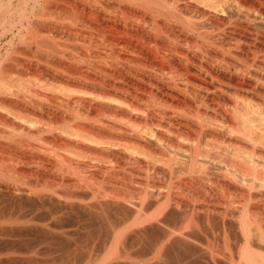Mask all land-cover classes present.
Here are the masks:
<instances>
[{
    "label": "bare ground",
    "instance_id": "bare-ground-1",
    "mask_svg": "<svg viewBox=\"0 0 264 264\" xmlns=\"http://www.w3.org/2000/svg\"><path fill=\"white\" fill-rule=\"evenodd\" d=\"M0 153L8 264L88 218L79 264H128L136 240L155 254L129 264H264V0H0ZM116 169L168 186L103 183ZM205 225L239 259L206 253Z\"/></svg>",
    "mask_w": 264,
    "mask_h": 264
},
{
    "label": "rangeland",
    "instance_id": "rangeland-1",
    "mask_svg": "<svg viewBox=\"0 0 264 264\" xmlns=\"http://www.w3.org/2000/svg\"><path fill=\"white\" fill-rule=\"evenodd\" d=\"M36 138V139H35ZM34 139H33V141L34 142H32L31 141V139H30V142H32V143H37L36 145H40V143H41V145H42V143H43V145H44V142L43 141H41V137H35ZM49 144H45L44 146H48ZM49 146H51V145H49ZM29 148V147H28ZM26 148H24L23 150L24 151H26L25 150ZM30 149V150H29ZM27 151H28V153H30V151L32 152H34L35 150H32L31 149V147L29 148ZM2 153V152H1ZM0 153V154H1ZM5 153H7V152H5ZM5 153H3V155L6 157V161L4 162V163H6V162H9L8 161V156H9V153H8V156H7V154H5ZM85 160H87V161H90L91 163H98V161L94 158V157H90V156H88V157H86L85 158ZM117 171H119L120 172V174H118V172ZM124 171V172H123ZM148 172L146 173V170L145 171H142L141 172V175H139V174H136V175H133L134 176V178L132 177V179L129 181V180H126V178H124V175L126 176L127 175V171H125V170H123L122 169V172H121V169L119 170V169H116V171L115 172H113V175H115L116 177H114V178H110V179H106L105 181L103 180V183H115V184H118L119 185V183H121L120 184V186L122 185V183H123V181H124V183L125 184H127V186H133L134 187V191L138 188H141V187H144V185L148 182L149 183V186H150V188H149V190H152V186L153 187H155V186H157V187H161V188H164V190H166V188H167V186H168V182H169V179H168V177L167 176H165V175H163V174H158V173H156V171H154V170H151V171H149V170H147ZM143 172H145L146 174H144ZM122 173H124V174H122ZM137 175H139V176H137ZM125 181H127V182H125ZM134 181V182H133ZM145 183H144V182ZM162 181V182H161ZM168 181V182H167ZM132 182V183H131ZM140 182V183H139ZM160 184H159V183ZM130 183V184H129ZM141 183H143V184H141ZM155 183V184H154ZM158 183V184H157ZM167 183V184H166ZM125 184L124 185H122L121 187H123V186H125ZM140 185V187H138ZM143 185V186H142ZM148 184H146V186H147ZM1 186V185H0ZM1 188H2V186H1ZM134 191H132V192H130V193H128L127 195H132V196H134V197H136L137 196V194H136V192H134ZM180 192H182L183 190H179ZM183 192H185V191H183ZM241 192H237V193H230V194H232V195H230V194H227L228 196L227 197H229V198H233V199H231V200H235V203L236 204H240V201H241V203H242V198H241V194H240ZM238 194V195H237ZM126 195V196H127ZM125 196V197H126ZM232 196V197H231ZM127 197H129V196H127ZM124 198V197H123ZM238 200V201H237ZM238 202V203H237ZM110 215H114L115 213H114V211H107ZM78 227V226H77ZM87 230H91V232H92V235H90V237L88 236V234H86L85 232L87 231ZM78 231H82V233H84V234H81V235H78V236H75V237H77V238H75L76 240H74V239H72V241L70 240V242L69 241H64V243H66V244H57L56 245V242L55 243H53L54 241H51V242H49V241H47L46 243L45 242H41V243H39L38 244V241H37V243H36V245L38 244V249H40V250H43V248H44V255H42V254H39L40 256H39V263H37V264H51L52 262H50V261H52V260H55V262L53 261V263L54 264H65L66 263V261H68V259H75L76 260V258H77V261L76 262H78V264L79 263H81V262H83V261H85L86 259H85V254H86V252L88 253L89 251H91V249H92V247H98V245L100 244V242H101V240H102V235H101V231H100V228H99V224L98 223H95V222H93L92 220H90L89 218L88 219H82L80 222H79V227H78ZM219 232H220V227L219 226H216V225H210V226H208V225H205V226H203V230H202V234H201V244H202V247H203V249L206 251V253H210L211 255H213L214 257H217L218 259H223V257H228V256H230V253L232 252L233 254H234V257H237V259H239L238 258V256H239V254H240V248H241V245L244 243V242H242V239L241 238H232V241H230L229 243H227V242H225L224 241V238H223V236H220V235H216V234H219ZM214 234L216 235V236H214ZM100 236V237H99ZM132 239H133V236L130 238L129 237V239H128V242L130 243L131 241H132ZM256 241L254 242V244L255 245H257L256 247H259L260 246V244H261V246L263 247L264 246V243L262 242V239L261 238H256L255 239ZM3 241V240H2ZM1 240H0V244H1V248L0 249H2L4 246H5V243H6V241H4V244H2L3 242H2ZM136 241H138V242H136L137 244L135 245V248L134 249H131V250H129L128 252V254L126 255V256H124V260H123V263H125V262H127L128 264L129 263H131V261H132V263L134 262V261H136V263H137V261L138 262H140L141 260H143V262L145 261L146 262V259L148 260V259H152L153 257H151V256H154V254L155 253H153L152 255H148V257L149 258H147V257H145L144 259H141L140 257H139V253H140V249H142L141 247H143L142 246V244H140V243H142V242H140L139 240H136ZM34 242H33V244H34ZM32 243V242H31ZM128 243V244H129ZM139 243V244H138ZM54 246H53V245ZM94 246H93V245ZM3 245V246H2ZM64 245V246H63ZM41 246H43V247H41ZM69 246V247H68ZM76 246V247H75ZM79 246V247H78ZM90 246V247H89ZM162 246V244H160V246L159 247H161ZM41 247V248H40ZM45 247H47L46 249H45ZM52 247V248H51ZM54 247V248H53ZM94 247V248H95ZM166 247V246H165ZM262 247H259V250H261L260 248H262ZM52 250H51V249ZM56 248V249H55ZM239 248V249H238ZM4 249V248H3ZM48 249V250H47ZM50 249V250H49ZM55 249V250H54ZM59 249H61V250H59ZM66 249V250H65ZM157 249V248H156ZM166 249H167V247L164 249V251H166ZM176 249V248H175ZM169 249L170 251H171V253L173 254V256H174V254H179L180 252L176 249ZM47 250V251H46ZM158 251V250H157ZM169 251V252H170ZM175 251V252H174ZM47 254H46V253ZM177 252V253H176ZM230 252V253H229ZM239 252V253H238ZM236 253V254H235ZM46 254V255H45ZM72 254V255H71ZM84 254V255H83ZM82 255V256H81ZM226 255V256H225ZM223 256V257H222ZM0 257H1V255H0ZM5 255H2V258H0V264H8V262H7V260H5ZM41 257V258H40ZM43 257V258H42ZM69 257V258H68ZM75 257V258H74ZM83 257V258H82ZM14 258H17V256L16 257H14ZM51 258V259H50ZM173 258V257H172ZM171 257L170 258H166L165 257V259H163V260H161V261H163L162 262V264H174V263H177V262H174L173 261V259H172ZM17 259H19V257L17 258ZM21 259V258H20ZM44 259V260H43ZM79 259H81V261L79 260ZM85 259V260H84ZM65 260V261H64ZM140 260V261H139ZM166 260V261H165ZM80 261V262H79ZM169 261V262H168ZM4 262V263H3ZM168 262V263H167ZM32 264L31 262H29V263H27V262H24V261H20L19 262V264ZM52 263V264H53ZM34 264V263H33Z\"/></svg>",
    "mask_w": 264,
    "mask_h": 264
}]
</instances>
